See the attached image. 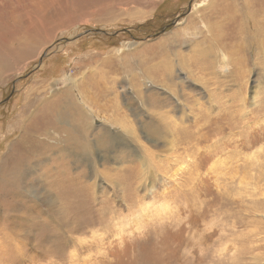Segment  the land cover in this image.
<instances>
[{"label":"rangeland","instance_id":"1","mask_svg":"<svg viewBox=\"0 0 264 264\" xmlns=\"http://www.w3.org/2000/svg\"><path fill=\"white\" fill-rule=\"evenodd\" d=\"M0 264H264V0H0Z\"/></svg>","mask_w":264,"mask_h":264},{"label":"bare ground","instance_id":"2","mask_svg":"<svg viewBox=\"0 0 264 264\" xmlns=\"http://www.w3.org/2000/svg\"><path fill=\"white\" fill-rule=\"evenodd\" d=\"M30 41V40H29ZM28 40H21L19 45H18V49L22 46L24 47L25 49L27 48L25 44L27 43H30ZM29 45V44H28ZM19 50H22V49H19ZM19 52L17 51L14 55L15 56H18Z\"/></svg>","mask_w":264,"mask_h":264},{"label":"water","instance_id":"3","mask_svg":"<svg viewBox=\"0 0 264 264\" xmlns=\"http://www.w3.org/2000/svg\"><path fill=\"white\" fill-rule=\"evenodd\" d=\"M92 31H94V32H101L100 30H89V31H85L84 33H82V34H89V33H91ZM102 33V32H101Z\"/></svg>","mask_w":264,"mask_h":264},{"label":"trees","instance_id":"4","mask_svg":"<svg viewBox=\"0 0 264 264\" xmlns=\"http://www.w3.org/2000/svg\"><path fill=\"white\" fill-rule=\"evenodd\" d=\"M145 25H149L148 23H146ZM145 25H140V26H138V27H141V28H143V27H145Z\"/></svg>","mask_w":264,"mask_h":264}]
</instances>
